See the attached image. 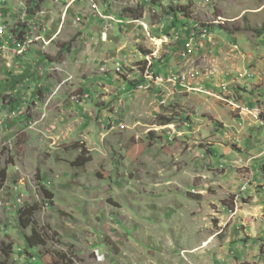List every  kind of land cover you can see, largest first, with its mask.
<instances>
[{"label":"rangeland","instance_id":"374dc122","mask_svg":"<svg viewBox=\"0 0 264 264\" xmlns=\"http://www.w3.org/2000/svg\"><path fill=\"white\" fill-rule=\"evenodd\" d=\"M0 23V264H264V112L238 107L264 99V0H0Z\"/></svg>","mask_w":264,"mask_h":264},{"label":"trees","instance_id":"16d2710c","mask_svg":"<svg viewBox=\"0 0 264 264\" xmlns=\"http://www.w3.org/2000/svg\"><path fill=\"white\" fill-rule=\"evenodd\" d=\"M41 5H42V1L34 2L33 6H32L33 9L30 12L29 16L33 17L36 13V10H38L41 7ZM174 17L177 18V16H174ZM26 30H27V27L25 25H23V26L19 27V29L16 32H14L15 37L18 41L23 42L25 35H26ZM261 34L264 35L263 32H261ZM141 83H142V81L138 84L137 83H131V87L134 89H137V88H139ZM81 160H83V159L80 157L76 161V166H83L85 164V162H87V161H84V160L81 161ZM6 177H7L6 171H0V182L2 184L4 182H6ZM46 194H47V197L49 199H52V195H50L47 191H46ZM36 211H37V208L35 206L19 211L18 218H19V221H20L22 228L27 229L31 226V224H32L31 220H32ZM26 241H27L29 247L32 249L36 248L38 245L42 244V242H43L42 239L38 237V234L36 231L33 232L32 236L26 237ZM11 250H12V245H9V252ZM9 252L5 251V253L7 255H9Z\"/></svg>","mask_w":264,"mask_h":264},{"label":"built area","instance_id":"2783aa9c","mask_svg":"<svg viewBox=\"0 0 264 264\" xmlns=\"http://www.w3.org/2000/svg\"><path fill=\"white\" fill-rule=\"evenodd\" d=\"M6 29H5V27L4 26H2L1 25V23H0V37H3L4 35H6ZM209 32L206 30V29H204L202 32H201V38L202 39H206V38H208L209 37ZM25 38H26V35H25ZM24 38V39H25ZM16 39V38H15ZM195 41V38H193V39H191V41H190V44H189V46H191V44L193 43ZM25 41H23V42H20V41H18L17 39H16V41H15V43H16V45H17V50H18V53H19V55H22L23 54V52H24V43ZM155 75V74H154ZM188 78H190L189 76H187L186 74H184V75H176V74H172V75H170V76H168L167 78H163V84H157V85H161V86H163L164 84H172V85H174L175 87H180V88H183V89H185V90H194L195 88H192V82H191V80L190 79H188ZM149 81H151V83H153V78L151 79V80H149ZM155 84V83H154ZM144 83L142 84V85H140L139 86V88H141V89H143L144 88ZM250 114L252 115V116H254V118L255 119H257V120H259V116H260V113H259V111L257 110V111H255V112H250ZM263 124H264V122H263ZM97 257H100V262H103L104 261V257H102L99 253H97Z\"/></svg>","mask_w":264,"mask_h":264},{"label":"crops","instance_id":"0c3cea01","mask_svg":"<svg viewBox=\"0 0 264 264\" xmlns=\"http://www.w3.org/2000/svg\"><path fill=\"white\" fill-rule=\"evenodd\" d=\"M256 97H258L259 99H261V100H263L262 102L263 103H260L259 105H260V107H255V106H241V105H239V104H235L234 102H232V103H234L235 105H239L238 107L240 108H242L243 107V112H244V114L245 115H249L250 114V112H255V111H257L258 109H262V112H264L263 110H264V99L263 98H261V97H259V95L257 96L256 95ZM234 100V99H233ZM236 102L237 101H239V99H237V100H235ZM231 102V101H230ZM248 105V104H247ZM239 115V114H238ZM251 115V114H250ZM248 119L249 120H252V118H250V117H248ZM234 120V119H233ZM240 120H242L241 118H238V121H240ZM236 126V125H235ZM240 126V125H239ZM239 126H238V128L237 129H239ZM249 132H250V134L253 132V129H251L250 128V130H249ZM258 134H260V133H258ZM251 136V135H250ZM252 136H254L253 134H252ZM251 136V137H252ZM264 137V136H263ZM262 137V138H263ZM256 140L255 139H253V144H252V147H255V145H256ZM261 145H262V147H261V149L259 150V152H258V154H256L255 152H256V150H254L252 153H250V154H248V156H249V158L250 159H252L251 157H254L253 159H255L256 161V163L258 162H260V161H263L264 162V143L263 142H261ZM255 154L254 156L253 155H251V154ZM242 158V157H241ZM233 165H235V167L236 166H238L237 164H239V163H245L244 162V158H242V159H238V158H236V157H234V156H232V162H231ZM262 165H264V163L262 164ZM237 168V167H236ZM256 176V175H255ZM261 210H262V207H258L257 208V212H261ZM232 211L234 212V210H233V207H232ZM263 234H264V232H263Z\"/></svg>","mask_w":264,"mask_h":264},{"label":"bare ground","instance_id":"6f19581e","mask_svg":"<svg viewBox=\"0 0 264 264\" xmlns=\"http://www.w3.org/2000/svg\"><path fill=\"white\" fill-rule=\"evenodd\" d=\"M98 260H99V262H100V257H98Z\"/></svg>","mask_w":264,"mask_h":264}]
</instances>
